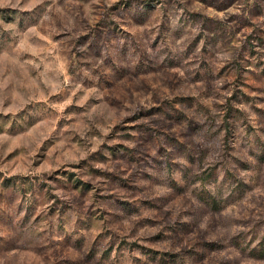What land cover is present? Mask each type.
Instances as JSON below:
<instances>
[{
  "label": "rangeland",
  "instance_id": "1",
  "mask_svg": "<svg viewBox=\"0 0 264 264\" xmlns=\"http://www.w3.org/2000/svg\"><path fill=\"white\" fill-rule=\"evenodd\" d=\"M0 264H264V0H0Z\"/></svg>",
  "mask_w": 264,
  "mask_h": 264
}]
</instances>
